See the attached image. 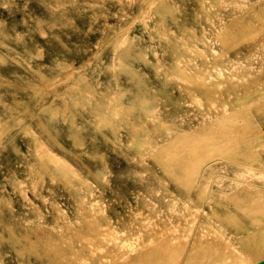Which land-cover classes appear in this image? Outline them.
Returning a JSON list of instances; mask_svg holds the SVG:
<instances>
[{
	"label": "rangeland",
	"instance_id": "rangeland-1",
	"mask_svg": "<svg viewBox=\"0 0 264 264\" xmlns=\"http://www.w3.org/2000/svg\"><path fill=\"white\" fill-rule=\"evenodd\" d=\"M260 175L264 0H0V264H216Z\"/></svg>",
	"mask_w": 264,
	"mask_h": 264
},
{
	"label": "bare ground",
	"instance_id": "bare-ground-1",
	"mask_svg": "<svg viewBox=\"0 0 264 264\" xmlns=\"http://www.w3.org/2000/svg\"><path fill=\"white\" fill-rule=\"evenodd\" d=\"M123 29V28H122ZM154 55V54H153ZM68 77V76H67ZM66 103V102H65ZM210 104V103H209ZM66 107V106H65ZM219 149V148H218ZM221 151V150H220ZM51 158V157H50ZM219 159V158H218ZM223 160V159H222ZM60 163H62L64 165V167H68L70 168L71 165L63 163L62 161L58 160ZM226 161V160H225ZM231 162V161H230ZM206 165V164H205ZM240 166V165H238ZM200 172V171H199ZM199 175V174H198ZM217 175V174H216ZM199 177V176H198ZM213 177V176H212ZM235 179V178H233ZM262 181L264 180V175H260V178ZM197 183V182H196ZM209 187V186H208ZM210 188V187H209ZM207 191V190H206ZM208 193V192H206ZM207 196V195H206ZM205 200V199H204ZM261 200L264 202V190L261 193ZM204 202V201H203ZM198 217V216H197ZM198 220V219H197ZM195 221V220H194ZM197 224V222H196ZM259 224L261 225L260 227H258L257 229H253V227L251 226L249 230V232L247 233V235H245L243 237V239L240 238L239 240V245L240 246H236V245H229L228 246V251L227 254L224 256V260H222L221 262H217L215 260L216 264H221V263H226V264H257L260 261L264 260V219L259 221ZM190 224H188L189 226ZM195 225V224H194ZM193 225V228H194ZM165 228V227H163ZM245 229H247V227H245ZM162 230V229H161ZM160 230V231H161ZM165 229H163L162 231L164 232ZM167 230V229H166ZM170 230V229H169ZM195 230V229H194ZM167 232V231H166ZM174 232V231H173ZM190 232V231H189ZM156 233H160V232H156ZM155 233V234H156ZM188 233V231H187ZM157 234V235H158ZM189 234V233H188ZM191 235V234H190ZM191 237V236H190ZM193 237V236H192ZM186 238V237H185ZM184 239V238H183ZM174 240V239H173ZM189 240V239H188ZM148 241V240H147ZM162 241V240H161ZM186 243H187V239H185ZM173 242V241H172ZM189 242V241H188ZM148 243V242H147ZM144 244V243H143ZM173 244V243H171ZM167 245V244H165ZM170 245V244H169ZM168 245V246H169ZM172 246V245H171ZM170 246V247H171ZM172 248V247H171ZM168 249V247H167ZM185 249V248H184ZM171 251V250H170ZM183 254V253H182ZM181 254V255H182ZM180 254L177 256H181ZM169 256V255H168ZM175 258L176 255L174 254ZM173 256V258H174ZM170 258V257H169ZM168 258V259H169ZM179 260V257L177 258ZM173 260V259H172ZM166 261V260H165ZM181 261V260H179ZM188 261V259H187ZM186 261V262H187ZM88 262V261H87ZM159 262V261H158ZM174 262L175 259H174ZM173 261L172 263L175 264ZM182 262V261H181ZM178 264V263H176Z\"/></svg>",
	"mask_w": 264,
	"mask_h": 264
},
{
	"label": "water",
	"instance_id": "water-1",
	"mask_svg": "<svg viewBox=\"0 0 264 264\" xmlns=\"http://www.w3.org/2000/svg\"><path fill=\"white\" fill-rule=\"evenodd\" d=\"M257 264H264V260L263 261H260L259 263H257Z\"/></svg>",
	"mask_w": 264,
	"mask_h": 264
}]
</instances>
